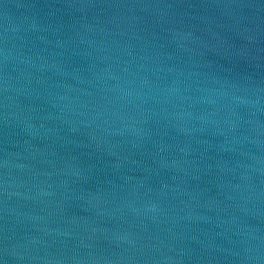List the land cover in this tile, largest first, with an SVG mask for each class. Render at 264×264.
Here are the masks:
<instances>
[{"label": "water", "instance_id": "1", "mask_svg": "<svg viewBox=\"0 0 264 264\" xmlns=\"http://www.w3.org/2000/svg\"><path fill=\"white\" fill-rule=\"evenodd\" d=\"M0 264H264V0H0Z\"/></svg>", "mask_w": 264, "mask_h": 264}]
</instances>
